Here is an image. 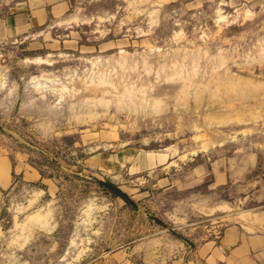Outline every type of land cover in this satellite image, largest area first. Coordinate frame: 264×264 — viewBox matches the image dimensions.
Wrapping results in <instances>:
<instances>
[{
	"label": "rangeland",
	"instance_id": "374dc122",
	"mask_svg": "<svg viewBox=\"0 0 264 264\" xmlns=\"http://www.w3.org/2000/svg\"><path fill=\"white\" fill-rule=\"evenodd\" d=\"M227 226L264 230V0H0V264H195Z\"/></svg>",
	"mask_w": 264,
	"mask_h": 264
},
{
	"label": "crops",
	"instance_id": "0c3cea01",
	"mask_svg": "<svg viewBox=\"0 0 264 264\" xmlns=\"http://www.w3.org/2000/svg\"><path fill=\"white\" fill-rule=\"evenodd\" d=\"M35 15L44 20L42 11ZM3 179L7 182L8 176ZM191 263L264 264V230L248 233L239 226H227L218 240L205 241L197 247L196 258Z\"/></svg>",
	"mask_w": 264,
	"mask_h": 264
},
{
	"label": "bare ground",
	"instance_id": "6f19581e",
	"mask_svg": "<svg viewBox=\"0 0 264 264\" xmlns=\"http://www.w3.org/2000/svg\"><path fill=\"white\" fill-rule=\"evenodd\" d=\"M40 60V59H39Z\"/></svg>",
	"mask_w": 264,
	"mask_h": 264
}]
</instances>
